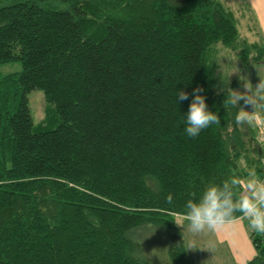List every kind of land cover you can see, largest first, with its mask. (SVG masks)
<instances>
[{
  "label": "trees",
  "instance_id": "16d2710c",
  "mask_svg": "<svg viewBox=\"0 0 264 264\" xmlns=\"http://www.w3.org/2000/svg\"><path fill=\"white\" fill-rule=\"evenodd\" d=\"M223 48L242 67L264 64L224 0H0V64H22L0 73V264H189L173 220L187 200L262 175L257 126L224 104ZM197 86L220 123L191 138ZM35 89L46 99L37 124ZM153 226L170 239L167 262L145 253ZM251 236L247 264H264Z\"/></svg>",
  "mask_w": 264,
  "mask_h": 264
},
{
  "label": "clouds",
  "instance_id": "9594fccd",
  "mask_svg": "<svg viewBox=\"0 0 264 264\" xmlns=\"http://www.w3.org/2000/svg\"><path fill=\"white\" fill-rule=\"evenodd\" d=\"M258 74L259 82L255 85L247 76L241 75L243 90L227 87V93L224 89L221 91L225 93L224 104L238 109L235 117L238 125L264 129V74L259 68ZM202 92L201 86L193 90L184 116V132L191 138L210 125L220 123L219 115L208 108ZM176 98L178 102L187 100L189 94L177 90ZM249 105L252 110H248ZM166 203H173L172 193L167 195ZM241 217L247 219L251 230L264 234V178L259 177L255 169L248 170L246 177L234 175L220 184L207 185L199 199H188L184 211L173 220L183 230L187 228L191 233L199 234L205 230L217 231L225 224H235Z\"/></svg>",
  "mask_w": 264,
  "mask_h": 264
},
{
  "label": "rangeland",
  "instance_id": "374dc122",
  "mask_svg": "<svg viewBox=\"0 0 264 264\" xmlns=\"http://www.w3.org/2000/svg\"><path fill=\"white\" fill-rule=\"evenodd\" d=\"M224 1L228 5H231V7L234 9L236 17L239 19V28L241 30L242 38L253 42L252 40L257 38V35L248 34L246 26L241 23V11L238 7L239 4L237 5L233 0ZM219 47L222 46L220 45ZM216 48H218V46ZM214 55L216 57V60L220 64L219 73L221 74L222 80H224V84H222L221 87H229L234 81L235 89L243 90L241 87V75L247 76L252 81L253 85L259 82V64H250V66L242 67L240 65V60L238 59L237 54L228 48H223L219 51V53ZM21 69L22 64L20 61H12L0 64V73L4 75L11 72L20 71ZM27 97L33 120L37 124L41 120H43L45 115L44 106L46 103V99L44 91L41 89H35L31 91L27 95ZM249 106H247V108ZM225 225L230 226V228L233 229V235L231 236L230 245L229 243L223 244L219 242V230H205L202 233L193 234L188 231L187 228L183 230L182 227H179L186 242L189 264H236L235 258H233V256L235 255H232L229 248H233L235 250V253H238L239 251L245 254L252 253V257L257 254V247L251 237V229L248 226L247 219L241 217V219L238 220L235 224ZM154 227L155 226H153V228L151 227L149 229L146 228L145 230H141L144 231L143 238L146 239L142 242L143 246L145 247V253L150 255L153 261L167 262L170 239L164 232H161L158 228ZM256 234L261 236V238L264 237L263 234ZM262 241V244L264 245L263 238ZM247 246L250 247V249L247 248ZM201 257L205 258V262L202 261Z\"/></svg>",
  "mask_w": 264,
  "mask_h": 264
},
{
  "label": "crops",
  "instance_id": "0c3cea01",
  "mask_svg": "<svg viewBox=\"0 0 264 264\" xmlns=\"http://www.w3.org/2000/svg\"><path fill=\"white\" fill-rule=\"evenodd\" d=\"M233 1L237 5L239 4L238 7L241 11V14H240L241 20L240 21L244 26H246L247 33L250 35H252V34L257 35V38L253 39L252 41L253 42H255V41L262 42V44L264 45V0H233ZM237 20H238V26H239V19L237 18ZM249 42H251V41H249ZM258 67L262 71V74H264V64H260V65H258ZM218 230L220 231V232H218L219 242L223 243V244L229 243V245H230L231 244V242H230L231 236L233 235V229L230 228V226L224 225L223 227L219 228ZM247 248L250 249V247H248V246H247ZM229 250H231L232 255L233 254L235 255V256H233V258H235L236 264H247L251 259H253L252 253L245 254V253L240 252V251L238 253H235V250L233 248H229ZM201 258H202V261L205 262V258H203V257H201ZM207 260H208V258H207Z\"/></svg>",
  "mask_w": 264,
  "mask_h": 264
},
{
  "label": "built area",
  "instance_id": "2783aa9c",
  "mask_svg": "<svg viewBox=\"0 0 264 264\" xmlns=\"http://www.w3.org/2000/svg\"><path fill=\"white\" fill-rule=\"evenodd\" d=\"M256 141L261 146V168H262V175L261 178H264V129L257 127V133H256ZM264 235V234H263ZM264 240V237H262Z\"/></svg>",
  "mask_w": 264,
  "mask_h": 264
}]
</instances>
